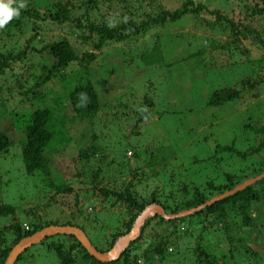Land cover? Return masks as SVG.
<instances>
[{
	"label": "rangeland",
	"instance_id": "1",
	"mask_svg": "<svg viewBox=\"0 0 264 264\" xmlns=\"http://www.w3.org/2000/svg\"><path fill=\"white\" fill-rule=\"evenodd\" d=\"M155 1L163 8L172 10L184 0ZM194 1L208 8H222L220 11L228 18L231 15L233 22L243 20V15L240 14L242 4L252 3V0ZM225 4H227V12L224 8ZM134 5L137 10L138 4L134 3ZM116 9V4L110 7L106 5L99 12L114 13ZM199 15L205 22L213 20V16L204 11ZM139 18H141L140 13L133 19L137 21ZM193 18L194 16L184 15L176 21L153 27L139 36L134 40L137 47L125 53V58L130 59L129 63L122 59V53L114 54L117 50L110 52L114 55L109 56V59L106 58V48L97 53L88 68V77L102 105V115L92 121L77 122L71 119L72 113L66 108L59 118L56 117L63 126L62 133L65 136L70 135L71 139L62 144H54L56 152L50 151L54 165L60 167L59 162H68L69 158L75 156L78 148L91 142L99 147L98 155L87 161H80L76 172L74 169H66V172L60 170L62 175L70 174V177L53 178L56 183L70 186L71 192L56 194L46 184L42 174L24 173L20 154L21 138L16 137L8 150L0 154V201L13 205L16 212L23 213L26 210L24 216L17 214L22 226L27 224V220L31 217L41 221L64 222L68 219L77 221L83 225L85 236L96 249L100 250L104 248L109 235L119 230L120 220L126 218V213L122 204H112L113 196L102 200L97 191L98 186L104 185L122 190L130 181L133 185L130 193L133 192L136 199L143 200L156 187L164 185V190L168 188L170 174L182 170L184 165L188 166V160L191 159L204 160L208 163L202 167L192 164V168H188L187 171H191L200 182L202 178L198 177V173L202 171L213 179L215 184L224 183L226 173L235 172L234 174L240 177L250 171H258L261 165L264 166L262 163L264 149L239 160L234 152L219 151L214 148L216 144L229 146L234 139V149L243 152L248 151L255 140L258 141L250 132L244 135L242 126L247 123L264 124V59H262L264 52L254 49V46L249 45L248 40L241 38L235 45L231 41L232 37L228 36V31L202 28L198 26L197 18ZM259 21H252L255 27L258 26ZM244 22H248L246 17ZM66 26L43 22L39 28L41 39L45 41L52 34L63 35ZM65 34L77 55L91 50L90 45L84 46L85 44L77 39L78 35L69 32ZM3 40V37L0 38V44ZM220 42H227L223 49L217 47ZM43 43L41 41L37 44ZM155 43L160 49L162 59L143 65L136 55L141 48L150 51ZM154 53L157 55L158 52L154 51ZM52 62L53 59L45 53L42 56L29 54L22 62L11 64L0 76V103H2L0 110L4 109L8 112L0 120L1 129L6 131L7 128H11L10 130L14 131L10 115L13 113L27 115V111H31L35 106L33 101L37 98V101H42L43 107L53 108V112L56 113L51 98L61 96L63 93L57 78L37 88L34 87L36 94L39 93L35 98L23 94L25 88L33 86L34 81L44 76L45 71L40 65L47 66ZM71 69L82 76V68L75 66ZM241 81L248 85L253 82L256 84L252 88H247V85L243 88L240 87ZM224 87L240 89V97L218 107L206 106L205 102L209 94ZM144 95L152 100V116L148 120L136 122V111ZM90 135H95V140H92ZM149 143L158 146L154 153L158 158L163 157L167 161L159 179L145 178V174H149L150 169L144 163L146 160L144 156H139V160L132 165L139 167L136 168L135 176L131 175L132 167H125L126 160L122 157L128 149L125 156L132 155L130 148L134 144L149 145ZM70 166L72 165L69 162ZM96 170L98 174L94 176ZM142 172L144 175L141 174ZM77 199L80 202L78 200L79 204L75 205ZM250 210L253 212L250 230L243 236H246L245 243H248L249 250L256 252L257 256L247 258L248 256L242 255L243 250L237 253L234 249L236 247L233 246L239 227L230 224L236 221L234 216L225 214V222L219 225L213 223L211 226L208 225L210 217L202 221L201 225L207 230L203 238L201 233L204 229H201L198 235H196L198 229L190 231L191 234L177 233L169 240L171 251L167 253L166 248L169 245L165 246L164 258L161 261L154 259L150 264H197L198 258L202 260L198 256L197 248L200 245L205 248L206 246L202 244L204 241L212 249L209 251L206 247L205 252L213 254L217 264H264V208L262 203L258 202L252 204ZM8 222L9 218H0V229ZM224 224L223 233L221 228ZM148 231L149 228L146 232ZM227 234L231 236L230 239H227ZM208 235L216 245L210 242ZM149 236L148 242H154L155 239H149ZM3 237L6 243L11 240L9 233H5ZM24 255H32L25 264H59L51 252L36 244L29 247Z\"/></svg>",
	"mask_w": 264,
	"mask_h": 264
},
{
	"label": "trees",
	"instance_id": "2",
	"mask_svg": "<svg viewBox=\"0 0 264 264\" xmlns=\"http://www.w3.org/2000/svg\"><path fill=\"white\" fill-rule=\"evenodd\" d=\"M18 2L19 0H17V4ZM134 3L138 4L137 10ZM26 4L27 7L20 9L17 17H14L5 28L0 29V38H4L1 43L2 45L0 44V48L2 49L0 51V76L3 75L4 71L9 69L11 64L22 62L29 54L35 53L42 56L45 53L49 58L53 59V62L47 66L40 65V68H43L45 71L44 76L34 81L33 86L25 88L23 94H29L32 98L39 96V93L36 94L34 87L42 86L53 78L58 79L63 93L61 96H52L51 98L56 113L53 112V108L43 107L42 101H37V98L36 101H33L35 106H33L31 111H27V115L11 114V124L14 131L10 130L11 128H7L6 131L0 128V154L8 150L16 137L21 138L20 154L24 173L27 175L34 173L42 174L46 180V184L56 194L71 192L70 186L65 183H56L53 180L57 176L61 178L64 176L63 179L70 177V174L69 176L67 174L62 175L60 170L61 172H66V169H74L76 172L80 161H87L99 153L98 145L91 142L78 148L75 156L69 158L68 162H59L61 164L60 167L56 164L54 165L51 159V152H56L57 150L54 144H62L71 139L70 135L65 136L62 133L63 126H61V122H58L56 118L57 116L59 118L66 111V108H69L72 113L71 119L73 121L75 119L77 122H81L82 120L92 121L97 116L102 115V105H100L97 93L88 77V68L91 66L90 64L97 53L103 48H106V58L109 59V56L120 52V54L122 53V59L126 63H129L130 59L125 58V53L137 47L134 40L144 35L153 27L163 26L166 22H173L184 15H189L191 17L194 16L193 19L197 18L198 26L202 28L228 31V36L232 37L231 41L235 45L240 42L241 38L248 40L249 45L254 46V49L263 50L264 52V0H252L251 4H242L240 14L243 15V20L234 22L231 20V15L228 18L226 14L220 11L222 8H208L194 0H184L172 10L163 8L155 0H26ZM114 4L117 6L114 13L99 12L103 6L107 5L110 7ZM16 6V4L13 5V7ZM224 6L227 12V4ZM202 11L213 16L212 22H205L201 19L199 14ZM138 12L141 18L136 21L133 18L139 14ZM230 12L233 13L232 11ZM125 16L127 17V23L123 22ZM245 17L248 19L246 23L244 22ZM110 18L118 21L115 27H108ZM252 21H259L258 26L255 27ZM43 22L55 26L67 25L64 32H69V34H74L75 36L78 35L77 39L85 44L84 46L90 45L91 50L77 55L65 33L57 36L52 34L45 41L42 40L39 28ZM41 41L44 43L37 44ZM226 43L220 42L217 47L223 49ZM113 50L117 51L114 54H110ZM159 50L158 45L155 43L150 51L141 48L136 57L143 65H149L162 59ZM244 50L242 49V51ZM154 51L158 52L157 55ZM262 59H264V56H262ZM75 66L83 69V77L71 69L75 68ZM240 84V87L244 88L247 85V88H252L256 82L248 85L246 82L241 81ZM80 93L87 94L88 102L86 107L78 106L80 103ZM239 93L240 89L237 90L233 87L219 88L209 94L205 105L212 107L221 106L224 103L239 98ZM151 102L152 100L145 95L142 97L136 111V122L148 120L152 116L151 107L153 103ZM59 104H61L60 107ZM7 114L6 110L1 109L0 120ZM155 118H157L156 115ZM242 129L244 135L246 132H250L252 137L258 139V141H254L256 142L255 145H253V142L248 151H236L234 149V139L229 146L216 144L214 148L219 151L234 152L239 160L246 159L249 155L256 154L264 149V124L251 125L247 123L243 124ZM90 137L92 140H95V135H90ZM52 144L53 146H51ZM157 147L155 144L151 145L150 143L149 145L134 144L130 148L132 150L130 157L125 156L126 151L128 152L129 149L122 154V157L126 160L127 166L125 167H132V176H135L139 168L132 165L139 160V156H144L146 158L144 163L150 169L149 174H145V178H160V173L164 172L165 169L163 167L167 161L163 157L158 158L156 153H154ZM209 160H211L210 157ZM69 162L72 165L70 167ZM188 163V166L184 165L182 170L170 174L168 188L164 190V185L156 187L143 200L136 199L134 197L135 194L133 192L130 193L131 188H133L130 181L125 184L122 190L112 189L104 185L98 186L99 197L102 200H106L107 197L113 196L114 201L112 204H122L125 209L126 218L120 220L119 230L109 235V239L106 241L103 249H96L95 245L88 239L91 245L100 252L109 250L118 237L126 234L131 229L134 219L144 206L148 204L158 205L164 214L176 215L195 208L212 197L218 196L241 182L264 172V166L261 165L258 171H250L244 175L242 174L240 177L234 174L235 172L226 173L224 183L219 184L220 182H218L215 184L214 180L210 179L202 171L198 173V177L202 178L201 182L197 181L198 179L196 180V176L191 171H187L188 168H192V164H198L196 167H202L206 166L208 162L191 159L188 160ZM157 167L159 168L157 169ZM97 174L98 171L96 170L94 176ZM141 174L144 175L143 172ZM78 200H76L75 205L79 204L80 200L77 202ZM258 202H261L264 208V176L202 206L192 213L174 216L168 220L163 219L159 215L149 216L144 219L139 226L137 234L127 243L118 257L107 262H99L94 259L73 236L67 234H55L45 237L36 243V245L43 247L47 252H51L59 264H146V262L150 264L154 259L161 261L164 258L163 253L166 250L168 251L167 253L171 251L172 247L169 244V240L177 233L187 234L190 231L198 229L199 232L196 234L198 235L200 234V230L204 229L203 232L201 231V237L203 238L207 231L206 227L201 225L203 220H208L210 217L208 225L211 226L212 223L219 225L225 222V214H231L236 221L230 222V224H236L239 227V233L236 239H234L235 246L233 247H236L234 249H236L237 253L243 250L241 252L242 255L250 258L257 256V253L249 250L248 243H245L244 237L246 236H243V234L248 233L250 230V221L253 213L250 210V206ZM16 211L13 205L0 201V218H9V222L0 229V264H3L8 251L15 243L45 226H75L85 234L82 228L83 225L69 219L64 222H57L49 220L41 221L40 219L31 217L29 218L30 220H27V224H23L22 226L17 214L20 213L24 216L26 210L23 213ZM147 228H149L148 232H146ZM221 230L224 233L225 224ZM5 233H9L11 236L9 243H6V239L3 237ZM148 236L149 239L153 240L154 238V242H148ZM207 237L209 239V235ZM230 237L227 234V239H230ZM209 240L211 243H215L214 240ZM202 244L207 247V250H212L207 242L204 241ZM167 245L169 247L165 250V246ZM29 247L18 254L13 264H25L28 257L29 259L32 258V255H24ZM205 248L201 245L197 248L199 251L198 256L202 258V260L198 258L197 264H217L215 256L211 253H206Z\"/></svg>",
	"mask_w": 264,
	"mask_h": 264
},
{
	"label": "water",
	"instance_id": "3",
	"mask_svg": "<svg viewBox=\"0 0 264 264\" xmlns=\"http://www.w3.org/2000/svg\"><path fill=\"white\" fill-rule=\"evenodd\" d=\"M263 176H264V172L260 173L259 175L253 178L245 180L244 182L238 184L237 186L233 187L232 189L228 191H225L224 193L218 196L212 197L210 200L204 202L203 204L195 208L180 212L176 215L164 214L162 209L158 205L148 204L144 206V208L140 211L138 216L134 219L131 229L126 234L118 237L113 243L112 247L105 252L97 251L94 248V246L91 245V243L89 242L88 238L85 236L83 231L75 226H69V225L45 226L41 228L40 230L33 232L31 235L21 238L17 243H15L8 251L7 256L5 257L3 261V264H13L18 254L21 253L25 248L29 247L30 245L40 242L45 237L55 235V234H67V235L73 236L79 242V244L85 249V251L99 262H107L110 260H114L118 257V255L123 250L127 242L132 240L134 236L137 234L139 226L142 224L145 218L149 216H153V215H159L163 219L168 220L170 218H173L174 216L192 213L193 211L201 208L202 206L209 204L210 202L216 199H219L223 196H226L254 182L256 179L263 177Z\"/></svg>",
	"mask_w": 264,
	"mask_h": 264
},
{
	"label": "clouds",
	"instance_id": "4",
	"mask_svg": "<svg viewBox=\"0 0 264 264\" xmlns=\"http://www.w3.org/2000/svg\"><path fill=\"white\" fill-rule=\"evenodd\" d=\"M16 4V7L13 5ZM27 7L26 0H19L17 4V0H0V29L6 27V25L14 18L19 15L20 9H24ZM123 22L127 23V17L125 16ZM118 21L112 18L108 21V27L112 28L117 25ZM80 103L78 106L86 107L88 102V97L86 93L79 94Z\"/></svg>",
	"mask_w": 264,
	"mask_h": 264
}]
</instances>
